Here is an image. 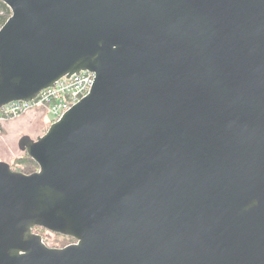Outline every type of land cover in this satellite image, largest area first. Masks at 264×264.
Returning a JSON list of instances; mask_svg holds the SVG:
<instances>
[{"label":"water","instance_id":"water-1","mask_svg":"<svg viewBox=\"0 0 264 264\" xmlns=\"http://www.w3.org/2000/svg\"><path fill=\"white\" fill-rule=\"evenodd\" d=\"M1 1L0 107L96 79L0 161V264H264V0Z\"/></svg>","mask_w":264,"mask_h":264},{"label":"rangeland","instance_id":"rangeland-1","mask_svg":"<svg viewBox=\"0 0 264 264\" xmlns=\"http://www.w3.org/2000/svg\"><path fill=\"white\" fill-rule=\"evenodd\" d=\"M55 121L49 110L34 107L27 113L4 122L0 131V161H6L12 167H18L16 163L19 159L30 157L19 146L21 137L29 135L36 139L38 136L44 135L48 131L50 124ZM20 168L27 169L25 164L20 165ZM34 232L42 235L46 243L51 247L61 248L74 243L72 237L44 228H35Z\"/></svg>","mask_w":264,"mask_h":264},{"label":"built area","instance_id":"built-area-1","mask_svg":"<svg viewBox=\"0 0 264 264\" xmlns=\"http://www.w3.org/2000/svg\"><path fill=\"white\" fill-rule=\"evenodd\" d=\"M95 79L96 74L92 71L64 76L31 101L16 100L1 106L0 131L4 122L25 114L34 107L49 110L56 121L61 119L68 109L89 95Z\"/></svg>","mask_w":264,"mask_h":264},{"label":"trees","instance_id":"trees-1","mask_svg":"<svg viewBox=\"0 0 264 264\" xmlns=\"http://www.w3.org/2000/svg\"><path fill=\"white\" fill-rule=\"evenodd\" d=\"M11 15V9L0 0V28L4 25L7 19ZM18 167H13L14 170L21 171L24 173H32L38 170V164L30 157L21 158L16 163ZM26 165L27 169L20 168V165Z\"/></svg>","mask_w":264,"mask_h":264},{"label":"flooded vegetation","instance_id":"flooded-vegetation-1","mask_svg":"<svg viewBox=\"0 0 264 264\" xmlns=\"http://www.w3.org/2000/svg\"><path fill=\"white\" fill-rule=\"evenodd\" d=\"M35 228H44V227H39V226H38V227H35ZM35 228H34V229H35ZM44 229H47V228H44ZM47 230H48V229H47ZM49 231H50V230H49ZM65 236H66V235H65ZM43 239H44V238H43ZM73 239H74V238H73ZM44 241H45V240H44ZM75 241H76V239H74V242H75ZM45 242H46V241H45ZM71 244H72V243H71Z\"/></svg>","mask_w":264,"mask_h":264}]
</instances>
